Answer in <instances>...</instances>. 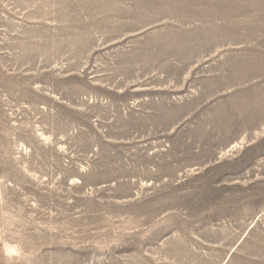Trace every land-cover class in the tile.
Returning <instances> with one entry per match:
<instances>
[{"label": "rangeland", "instance_id": "1", "mask_svg": "<svg viewBox=\"0 0 264 264\" xmlns=\"http://www.w3.org/2000/svg\"><path fill=\"white\" fill-rule=\"evenodd\" d=\"M0 264H264V0H0Z\"/></svg>", "mask_w": 264, "mask_h": 264}]
</instances>
